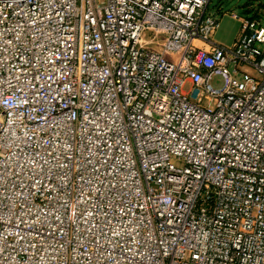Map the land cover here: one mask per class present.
<instances>
[{
    "label": "built area",
    "instance_id": "obj_1",
    "mask_svg": "<svg viewBox=\"0 0 264 264\" xmlns=\"http://www.w3.org/2000/svg\"><path fill=\"white\" fill-rule=\"evenodd\" d=\"M211 3L0 0V264H264V15Z\"/></svg>",
    "mask_w": 264,
    "mask_h": 264
},
{
    "label": "rangeland",
    "instance_id": "obj_2",
    "mask_svg": "<svg viewBox=\"0 0 264 264\" xmlns=\"http://www.w3.org/2000/svg\"><path fill=\"white\" fill-rule=\"evenodd\" d=\"M209 14L218 15L220 28L214 40L225 48H231L238 39L242 24L234 16L254 18L264 15V0H212ZM215 89L221 90L225 86L222 76H215L212 80ZM3 121V120H1Z\"/></svg>",
    "mask_w": 264,
    "mask_h": 264
}]
</instances>
